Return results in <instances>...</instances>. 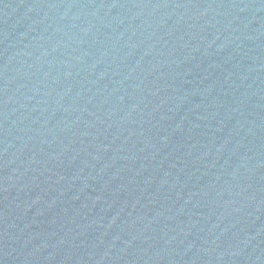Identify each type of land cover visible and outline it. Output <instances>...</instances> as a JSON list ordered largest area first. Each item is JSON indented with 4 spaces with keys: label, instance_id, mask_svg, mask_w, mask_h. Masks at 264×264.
<instances>
[{
    "label": "water",
    "instance_id": "water-1",
    "mask_svg": "<svg viewBox=\"0 0 264 264\" xmlns=\"http://www.w3.org/2000/svg\"><path fill=\"white\" fill-rule=\"evenodd\" d=\"M0 264H264V0H0Z\"/></svg>",
    "mask_w": 264,
    "mask_h": 264
}]
</instances>
